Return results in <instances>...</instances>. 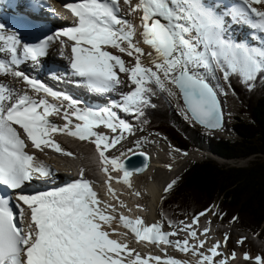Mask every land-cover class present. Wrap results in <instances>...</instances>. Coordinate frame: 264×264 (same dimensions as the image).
<instances>
[{
	"label": "snow or ice",
	"instance_id": "obj_1",
	"mask_svg": "<svg viewBox=\"0 0 264 264\" xmlns=\"http://www.w3.org/2000/svg\"><path fill=\"white\" fill-rule=\"evenodd\" d=\"M123 3L130 6V13H139V31L135 24L119 16L121 0H76L66 4L77 18L76 24L36 45H21L18 34L5 35L6 26L0 23L3 42L0 75L20 78L28 86L18 92L0 84V186L16 194L14 208L11 201L0 196V264H227V257L217 259L223 256L220 249L228 240L227 234L223 244L216 241L206 248L207 241L199 237L207 236L210 229L198 233L194 227L199 216L209 210L194 217L191 223L169 221L174 230L168 232L158 223L146 225L139 216L131 219L120 213L117 218L113 214L116 206L99 198L92 183L84 178L83 169L80 179L64 186L34 193L23 191L34 180H50L54 176L49 165L26 150L28 142L41 152L48 147L66 156L74 155L54 140L56 133L91 140L101 163L110 164L112 171H123L122 182L131 188L132 173L117 159L106 157L105 152L123 139L124 132L132 134V126L110 110L75 109L76 102L70 97L17 70L21 48L25 60L36 62L47 55L50 42L66 37L73 42L70 57L73 74L90 88L111 90L122 83L120 73L128 75L134 87L122 96L118 105L122 111L142 115L144 106L151 103L155 94L153 85L170 94L167 85H174L183 94L191 118L209 127L217 126L221 113L216 92L201 70L219 71L225 80L230 74L238 75L245 82L264 71V49L230 40L225 31L227 24L233 22L264 35V0H236L232 5L219 6L210 5L208 0H137L134 5L132 0H123ZM60 44L63 48L65 41ZM141 44L152 51L145 52ZM108 48L132 57L134 64H127ZM5 52L10 55L7 62ZM142 56L149 58L150 66L143 63ZM29 90L68 101V109L45 98L35 99ZM61 113L65 121L62 127L49 120L53 114ZM72 117L78 122L73 123ZM101 126L117 135L95 131ZM103 171L109 174L106 183L121 179L113 178L108 167ZM174 184L175 181L168 184L165 192ZM108 193L119 199L110 183ZM119 204L126 207L123 201ZM119 226L130 230L137 243L169 245L191 259L169 256L165 249H162L164 257L141 255L130 247L127 233L117 231ZM180 233L186 234L183 239H170ZM114 235L119 238H113ZM244 239L238 243L243 244ZM235 258L233 252L231 259ZM243 258L252 259L248 253ZM254 259L255 264H264V257Z\"/></svg>",
	"mask_w": 264,
	"mask_h": 264
},
{
	"label": "trees",
	"instance_id": "obj_2",
	"mask_svg": "<svg viewBox=\"0 0 264 264\" xmlns=\"http://www.w3.org/2000/svg\"><path fill=\"white\" fill-rule=\"evenodd\" d=\"M228 82L240 104L239 117L232 126L237 140H209L199 134L195 141L190 140L174 120L175 107L155 85V94L142 115L127 113L126 119L140 132L157 134L184 152L208 144L211 154L227 161L254 157L243 167L223 166L214 159L193 163L175 179L159 212L169 225V221L184 222L217 206L222 221L234 223L264 242V71L247 82L231 74Z\"/></svg>",
	"mask_w": 264,
	"mask_h": 264
},
{
	"label": "bare ground",
	"instance_id": "obj_3",
	"mask_svg": "<svg viewBox=\"0 0 264 264\" xmlns=\"http://www.w3.org/2000/svg\"><path fill=\"white\" fill-rule=\"evenodd\" d=\"M209 3V2H208ZM120 16V15H119ZM133 24H135L137 26V30L139 31V25H140V17H134V22ZM228 28V24L226 26ZM234 27V26H233ZM231 28V34H232V38H234V40H237L239 42H243V40L240 38V36L238 35V30H235L234 28ZM5 33L8 34L5 30ZM5 34V35H6ZM245 34H243L242 37H244ZM251 38V37H249ZM134 39H139V37H136ZM51 46H53L52 52H54V50L57 52V56L61 55V59L63 60V57L65 56V54L67 53L66 47L64 46L62 48V46L58 43H52ZM250 46V45H249ZM141 47L144 48L145 52H149L152 51V49L149 48V46L147 45H143L141 44ZM49 51V48L48 50ZM63 52V55L61 54ZM6 54H8L6 52ZM115 54V53H114ZM5 56V55H3ZM10 57V55H9ZM56 57V55L54 54H50L49 58H48V62L44 65L45 68H47L49 66V60H54V58ZM59 59V61L61 62V65H64V63L62 62V60ZM143 63L145 65H149V58L147 56L141 57ZM8 60L5 57V62H7ZM31 66H33L31 63H27L24 67H17V70L22 71L23 73H25L27 76L37 72H34L31 69ZM52 74L54 75V73L52 72ZM121 79V77H120ZM122 81H124V79H121ZM126 82V80H125ZM0 83L4 84L10 88L15 89L16 91H21L24 90L23 85H22V79L20 78H15L12 75H0ZM212 85V84H211ZM213 86V85H212ZM214 87V86H213ZM216 90V89H215ZM165 92V91H163ZM84 94H87L88 92L84 91ZM33 96H37L36 93L32 92ZM42 98V97H41ZM62 123H65L64 120L61 121ZM95 131L100 132V133H104L107 134L109 136H116L117 133H111V131L103 126L96 128ZM209 131V130H208ZM224 131V130H223ZM211 132H215V131H211ZM218 134H223L222 131H217ZM217 134V135H218ZM60 136H64L66 137V133L65 134H60L57 133V137ZM123 139H124V135H123ZM123 139H121V141H123ZM87 140L82 141V142H76V141H71V140H64L62 141H58V143H60L61 145H65V147L63 148L65 151L68 152H74V156L73 158H71V156H66L63 155L61 153H54V154H49L45 156V160L42 159V161H44L47 165H49L51 167V169L54 171V175L57 176H64V175H70L71 173H69L70 170H81V169H85L84 163L88 162L90 164L93 163V154L91 153V151L88 153L85 150H82V148H88L90 150V145H92V143L87 142ZM130 143H147L150 146V150L149 151H142L144 153H146L149 157H150V167L149 169L144 172L143 176H139L136 174H132L129 179L131 180V188H129L127 185H125L122 180H117L118 184L116 183V179H112L109 183L111 184L112 189H114L116 197H118L119 199L117 200L114 196H112L111 194L106 193V191H104L101 188L97 189V194L100 196V199L103 201H106L109 204H113L116 206L117 211L116 213H113L114 215L119 216L120 213H123L124 215L128 216L131 219H135L136 217H142L145 224L146 225H151L153 223H158L162 226V230L163 231H173L174 229H170L169 227H167L162 220L159 218V213H158V204L160 203V200L163 198L165 192V188L167 187L168 184H170L173 179L176 177V175H178L184 168L185 165L194 159L199 158L201 155L197 154V151H193V152H180L177 149L169 146L163 139H161L160 137H155V136H138L134 139H132L130 142H128V145H130ZM127 144V143H125ZM67 145H70L71 150L70 151L69 147H67ZM126 146V145H125ZM124 143H122L121 145H119L116 148H111L109 151H107V156L112 159L115 158L117 153L121 152L122 149L125 147ZM78 150H82V153L80 152V156L78 158V160L76 161V153H78ZM72 152V153H73ZM87 156H84V155ZM131 155V154H130ZM128 154H123L122 157H120L121 159L119 160V162L125 160L128 156H130ZM92 159H91V158ZM39 160H41L40 158H37ZM73 159V160H72ZM116 159V158H115ZM165 159H169L172 163L170 164V162H165ZM78 163L77 165H75V163ZM170 166V167H169ZM79 168V169H77ZM111 168V166H110ZM120 174L123 175V172L121 170ZM112 173H114L115 171H112ZM146 176L147 180L143 181L141 180L142 177ZM72 177V176H71ZM90 177V176H88ZM107 180L109 181V175L106 174ZM113 177V176H112ZM116 178V177H113ZM106 183V182H105ZM109 183L107 184V187L109 186ZM119 189H122L123 192H119ZM135 192H139L140 195H135ZM149 196L150 200L147 202V206L142 210H140V207H144V200L145 197ZM138 198V199H136ZM119 201H123L124 204L126 205V207L121 208ZM142 204V205H140ZM137 205H139V207H137ZM130 209V211H129ZM206 225V226H205ZM115 226V225H114ZM199 226H202L201 229L199 228ZM194 227L197 229V231H200L201 233H203V230L205 228H209V225L207 226V224H200V222L196 225H194ZM118 232L120 233H127V239L129 241V245L130 247L135 248L137 251H139L141 253V255H147V254H152V255H160L162 257H164V251H162V249L166 248V252L169 256L178 258V259H191V257L189 255H185L184 253H181L179 251H177L174 247L169 246V245H164V244H160V245H154V244H150L147 242H140L137 243L136 238L134 236V234H132L130 232V230L123 228V226H119L117 229ZM212 232H214L215 230H210V232L208 233L207 236H204L200 239H205L207 241L206 243V248L211 247L214 243H212L211 241H209V234ZM185 233H180V236H185L183 235ZM218 235V234H217ZM219 240L216 241H221L222 244L224 242V237L221 236L220 234L218 235ZM113 238H119L117 236H113ZM172 237H170L171 239ZM226 249V244H223V248L221 249V252H223V250ZM225 252V251H224ZM218 259V257H217ZM150 264H154V262H150Z\"/></svg>",
	"mask_w": 264,
	"mask_h": 264
},
{
	"label": "rangeland",
	"instance_id": "obj_4",
	"mask_svg": "<svg viewBox=\"0 0 264 264\" xmlns=\"http://www.w3.org/2000/svg\"><path fill=\"white\" fill-rule=\"evenodd\" d=\"M4 34H6V33L4 32ZM2 46H3V42H0V47H2ZM3 55H5L4 57H6L7 60L10 59L9 54H6V52L3 53ZM115 55H120L126 61V63L129 65L134 64V60L131 59V57L127 56L124 53H115ZM142 57H144V56H142ZM147 66H149V65H147ZM201 74L204 76L205 79L207 78L208 80L207 79L206 80L214 86L217 93L220 95L221 101L223 103L224 112L226 115V124H225L226 126H225L224 131H222L223 134L222 133L218 134L217 131H215V132L207 131V130L199 127L197 124H195L191 120L188 113L184 109L179 90H177V88L174 85H167V87L171 91V94L169 91H165V92L161 91V92L165 96L168 97V100L176 108V115L174 116V120L178 123L179 128L184 133V135L192 141H195L197 139L198 134L208 138L209 140H211V139H226V138L227 139L231 138V139L237 140L238 137L234 133L232 126L236 123L235 118L239 117L240 104H239V101L237 100V98L234 94L232 87L228 83V80H225L224 76H219L217 74V72L213 73L211 70H203L202 69ZM119 75H120L121 79H124V81L127 80V75H125V73H120ZM123 135H124L123 141L120 140V142L114 147V148H116L119 145H121L122 143H124V146L126 145L122 149L121 152L117 153L115 158L118 161L121 159L120 157H122L123 154L130 155V154H133V153L138 152V151H144V150L149 151L151 149L150 148L151 145H148L147 143H142V144L141 143H130V145H128V142H130L132 139H134L138 136L159 137L157 135L149 134L146 132H140L136 127H133V126H132V134L124 132ZM125 143H127V144H125ZM91 147H92V145H90V148ZM82 150H85L88 153L90 152V150L88 148H82ZM82 150H78L79 152L76 153V161L78 160V158L80 156V152L82 153ZM193 151H197V154H199L201 156L197 159L189 161L185 165V168L178 174L179 176L184 171H186L193 163L201 162V161H204L206 159H214L220 165H223V166L228 165V166H235V167L247 166L251 161L254 160V157H251V158L245 159V160L227 161L225 159L212 156V154L209 151L208 144H205L204 146H202L201 149L193 150ZM193 151H190V152H193ZM186 153H188V152H186ZM84 156H87V155L85 154ZM165 162H167V163L170 162V164L172 163L169 159H165ZM77 164L78 163L76 162L75 165H77ZM143 175H139V176H143ZM178 175H176V177ZM174 179H173V181H174ZM141 180L146 181L147 177L144 176L141 178ZM169 191H167L164 194L163 198L166 195H168ZM163 198H162V200H163ZM136 199H138V198H136ZM144 200H146V201H144V204H143L144 207H140V210H142V211L147 206V202L150 200V197L147 196V197H145ZM161 201H160L159 205L161 204ZM140 205H142V204H140ZM159 205L157 207L158 211H159V207H160ZM159 218L162 220V222L165 225H168L165 223L162 216L159 215ZM187 222H188V219H186L184 223L187 224ZM199 222H200V224H207V226L209 225L210 230H214V229H220L221 231L223 230L224 231L222 233L223 237H225V234H227L228 243H229L228 251L226 249L223 250V252H222L223 256L218 257V259H221L224 257L229 258L228 256H230V259H231L232 253L235 252L236 258L233 259L230 264H255L254 258L256 256L264 257V242L261 239H259L257 236H255V237L251 236V234H249L248 232H243L241 230V228H239V226L234 224V223L228 224L226 226L224 222H222L221 220H219L215 216V210L208 211L206 215L200 216ZM201 227L202 226H199L200 229H201ZM170 229H172V228L170 227ZM198 233H201V232L198 231ZM217 234L219 235L220 233H217ZM217 234H214L211 231V233L208 236L210 239L209 241H211L212 243L216 242V240H218V238H219ZM183 235H185V234H183ZM202 237H203V235H200L199 238H202ZM178 238L183 239L184 237L183 236H181V237H175L174 236L171 238V240L174 241ZM241 238H245L243 244L238 243V241ZM221 249H220V251H221ZM228 252H230V254ZM244 253H248L249 256L252 257V259L245 260L243 258Z\"/></svg>",
	"mask_w": 264,
	"mask_h": 264
},
{
	"label": "water",
	"instance_id": "obj_5",
	"mask_svg": "<svg viewBox=\"0 0 264 264\" xmlns=\"http://www.w3.org/2000/svg\"><path fill=\"white\" fill-rule=\"evenodd\" d=\"M208 83L214 89V91L216 92V96H217V100H218V109H219V112L221 113L219 121L217 122V126L216 127H209L207 125L200 124L199 122H197L196 120H194L192 118L191 119L196 124H198L199 126L205 128L206 130H209V131H221L225 127V114H224V110H223V105H222L221 99H220L217 91L215 90V88L211 85L210 82H208ZM177 90H179V89L177 88ZM179 93H180V96H181L182 104L184 105V108H185L186 112L191 117V114H190V112H188L187 106L185 104L183 94L180 92V90H179ZM121 164L124 166V169H126L129 172H131L132 174L140 175V174H143L144 172H146L149 169V167H150V157L146 153H144L142 151H138V152H135V153L131 154L130 156H128L125 160L121 161Z\"/></svg>",
	"mask_w": 264,
	"mask_h": 264
}]
</instances>
